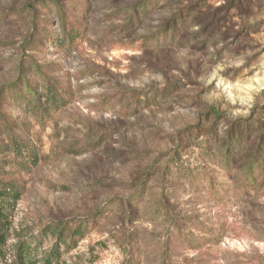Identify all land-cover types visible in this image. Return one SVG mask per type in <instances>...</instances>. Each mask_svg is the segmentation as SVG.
I'll return each mask as SVG.
<instances>
[{
	"label": "rangeland",
	"instance_id": "374dc122",
	"mask_svg": "<svg viewBox=\"0 0 264 264\" xmlns=\"http://www.w3.org/2000/svg\"><path fill=\"white\" fill-rule=\"evenodd\" d=\"M59 6L73 47L44 33ZM33 66L56 102L5 92ZM0 121L30 158L0 143L20 189L0 264L56 225L54 264H264V0H0Z\"/></svg>",
	"mask_w": 264,
	"mask_h": 264
},
{
	"label": "trees",
	"instance_id": "16d2710c",
	"mask_svg": "<svg viewBox=\"0 0 264 264\" xmlns=\"http://www.w3.org/2000/svg\"><path fill=\"white\" fill-rule=\"evenodd\" d=\"M58 10V18L60 25V37L56 38V34H54L49 28H46L44 32L50 41L54 43H59L58 47L63 48L66 46H75L79 40L81 35L84 33V25L81 19H77L75 17L69 16L68 13L59 6ZM36 35H32V45L38 46V43L35 38ZM59 40V42H58ZM35 46V47H36ZM29 62H32L31 59H28ZM31 63H24L25 66H30ZM40 66H33L31 70L33 75L39 78L34 82V87L30 86L28 82H24V84H20L15 82L9 85L5 92L10 94L11 97L16 96L18 102L20 103H31L35 104L36 100H38V95H45L46 99H49L52 102H56V96L54 91L51 89L49 79L38 70ZM42 90V91H40ZM34 96V97H32ZM59 98V97H58ZM61 99V98H59ZM35 100V101H34ZM16 101V100H15ZM58 104V102H57ZM27 105V104H26ZM213 114H216V109L210 108ZM4 126V127H3ZM16 127V125L14 126ZM3 129V130H2ZM13 130L9 129L7 126V122L0 121V143L2 144V149L5 151L11 152L17 156V158H21L24 160H30V158H25L24 154V146L22 145V140L17 138L15 134L12 132ZM255 163L252 165L251 169L246 172L247 174L254 173L260 168V160L255 159ZM19 165L22 162L18 163ZM252 178H245L243 181V186L246 187L249 185V182ZM205 185H207L209 195L214 199H220L224 193H221L219 188L214 187V184L209 181H204ZM220 193V194H218ZM20 197V189L19 186H15L11 181L9 182H0V255L1 248L3 243L7 237V227H8V217L13 212L14 205L13 201L18 200ZM62 226H54L51 233V236L54 237L55 245L54 247L47 253L45 256L40 258L36 257L37 251L34 247V242H32L33 238H30L28 242H21L16 246V257L18 264H54L56 254L55 252L58 250L59 243H65L66 241L62 240ZM48 233V232H47ZM79 231H74L72 229L71 233H67L65 236L69 237V240L75 239V234ZM33 244V245H32Z\"/></svg>",
	"mask_w": 264,
	"mask_h": 264
}]
</instances>
